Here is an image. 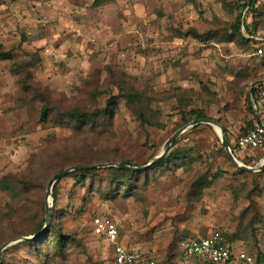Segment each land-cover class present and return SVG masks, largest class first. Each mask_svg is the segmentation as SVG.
Returning a JSON list of instances; mask_svg holds the SVG:
<instances>
[{
    "label": "rangeland",
    "instance_id": "374dc122",
    "mask_svg": "<svg viewBox=\"0 0 264 264\" xmlns=\"http://www.w3.org/2000/svg\"><path fill=\"white\" fill-rule=\"evenodd\" d=\"M0 1V43L13 51L15 63L31 62L34 56L37 64L29 71L32 79L53 93L55 104L103 107L107 94L88 96L95 82L106 83L109 71L112 79L106 86L113 94L122 88L143 95L151 124L142 125L119 99L111 125L104 127L108 142L101 144L103 156H118L134 167L150 163L175 132L195 120L190 111H201L207 119L237 130L233 144L252 126L248 91L264 81V63L251 57L244 33H240L242 38L229 36L237 0ZM253 11L247 23L255 33L264 34V0H257ZM9 68L8 61H0V207L19 197L30 198L39 207L43 204L45 221V192L51 178L43 189L27 195L16 190L10 176L27 169L30 158L40 155L48 141L71 134L36 121V109L30 108L32 94L23 92ZM25 102L27 109L21 107ZM217 132L207 125L185 131L169 149L178 151L176 163L181 167L170 165L168 170L150 173L134 198L105 200L99 196L104 185L98 182L91 195L77 189L70 213L67 192L75 183L59 180L54 185L57 196L52 195L49 224L55 211L63 212L62 219L54 220L55 233L40 251L25 242L8 247L0 255L2 263L109 264L112 247L92 235L90 219L94 217L115 222L120 237L134 228L138 244L147 243L160 264H185L180 260L181 244L210 231L224 237L228 226L232 234L263 232L264 170L239 174L219 152ZM244 152L236 150L234 156L252 167L249 164L260 151ZM63 155L44 156L33 164V172ZM101 164L119 163L95 165ZM98 169L100 177L107 175L108 168ZM200 180L209 185L196 188ZM219 195L228 197L232 206L226 207L225 219H210L209 203H217ZM13 218L10 222L0 215V247L45 232L10 238V229L21 228L18 223L23 220L20 215ZM216 221L223 224L220 230ZM59 235L66 236L61 252L52 244Z\"/></svg>",
    "mask_w": 264,
    "mask_h": 264
},
{
    "label": "trees",
    "instance_id": "16d2710c",
    "mask_svg": "<svg viewBox=\"0 0 264 264\" xmlns=\"http://www.w3.org/2000/svg\"><path fill=\"white\" fill-rule=\"evenodd\" d=\"M256 1L257 0H237V3H235L233 7V9L237 12V16L234 23L230 26V37L238 35L242 38L240 35L242 27L244 28V33H247L249 36L250 29L252 31L251 33H255L254 31L256 30H254V26L251 28V24L247 23V15L254 12L253 10L256 5ZM2 4L3 3L0 1V6ZM245 10H247L246 13H244ZM245 39L246 41L248 40L249 43L253 42L247 36H245ZM253 43L256 44L257 42ZM33 57V55L30 56L33 60L31 62L22 61L15 63L13 51H6L0 43V61H8L10 63L9 75L16 78L17 83L20 85L23 92L32 94L30 108L34 110L36 109V121L39 124L51 123L55 129L69 130L71 135L66 139L56 140L53 138L48 141L47 146L40 153V155L30 158L27 169L10 176L17 191L18 189H21L24 194H33L34 189H36L35 191H37L38 188L43 189L48 180L54 174L67 167H78L80 168L79 170L72 172L59 181L60 183L64 179H71L75 183L73 189L67 192L68 202L72 205L70 211L71 213L76 202L77 189L83 190L86 195H91L94 193L97 183L101 182V184L104 185V189L100 191L101 194L99 193V196L105 200L111 201L116 198H134L142 187L147 184L150 173L160 169L168 170L170 165H173L176 169L181 167L180 163H176L177 159L180 160L178 151L176 150L170 152V150H168L163 158L143 171L132 172L123 169L108 168L106 169L107 175L105 177H100L98 173L102 172V170L98 168L82 169V167H88L98 163H119L134 167L129 161L118 159V156H103L101 144L108 142V139L104 136V127L107 124L111 125V120L114 116L115 108L119 99H123L125 101L127 108L142 125L151 124L147 117L148 107L144 105L143 95L138 91H126L122 88L118 89V93L116 95L113 94L106 86L111 83L112 79V72L109 71V78L106 83L101 85L98 82H95L96 87L90 89L88 96L93 99L102 94H107L109 97L103 107L97 109L95 107L88 108L87 106L65 107L60 104L57 105L51 98L53 93L33 81L31 73L29 72L31 68L37 64ZM30 58L28 60H30ZM255 90L256 89L253 87L251 89V93L254 94ZM26 104V102L22 103L21 107H25L27 109L28 107ZM249 109L253 112L250 104ZM189 114L195 120L207 119L201 111H190ZM175 143L176 141L172 147ZM231 150L232 153L235 154L236 149L231 147ZM62 152L66 155L61 156L60 159L54 158L53 160L46 162L47 165L45 164V167L40 172H33V164L39 162L44 156L61 155ZM219 152L226 159H228L221 146L219 148ZM263 156L264 150L260 151V154H258L255 160L250 162L249 165L253 166L257 164ZM238 173L244 174L245 172L238 171ZM262 174H264V171ZM198 184H200V186H197L196 188H203L204 186L209 185L208 182H204L203 180H200ZM194 185H197V183H194ZM53 196L55 198L57 196L56 186L53 189ZM82 212L83 210L76 213V215H81ZM62 213L63 212L55 211L52 217V223L48 228H46L45 232L33 241L25 242L24 245L33 247V249L40 251L47 239L55 233L54 230L56 229V224L54 220L62 219V217H60L62 216ZM0 215L2 216V219L5 218L10 222L11 220L13 221V216L20 215L23 217V220H19L18 223V225L21 224V228L18 226L19 230L16 228L10 229V238L33 235L42 231L45 223L43 217V204L39 207V205L37 206L32 199L26 197H19L15 201L5 202L4 205L0 207ZM94 218L90 219L91 230L92 220ZM53 237L57 236L54 235ZM65 237V235H59L58 239L53 240L52 242L55 246L54 248L59 252L63 250L62 243L64 242ZM1 257L0 264H3ZM256 261L259 262L260 259H256Z\"/></svg>",
    "mask_w": 264,
    "mask_h": 264
},
{
    "label": "built area",
    "instance_id": "2783aa9c",
    "mask_svg": "<svg viewBox=\"0 0 264 264\" xmlns=\"http://www.w3.org/2000/svg\"><path fill=\"white\" fill-rule=\"evenodd\" d=\"M253 56L264 61V38L257 39ZM252 95L254 109L261 108L264 112V81L255 87ZM240 151L264 150V116L252 123L245 134L236 141ZM92 235L113 245V258L109 264H137L138 255L118 244V227L115 222L107 218L95 217L92 220ZM203 259L212 264H264V260L257 262L252 256L240 253L234 254L222 241L219 232H212L208 236L187 240L181 244L180 260L183 263L191 259Z\"/></svg>",
    "mask_w": 264,
    "mask_h": 264
},
{
    "label": "crops",
    "instance_id": "0c3cea01",
    "mask_svg": "<svg viewBox=\"0 0 264 264\" xmlns=\"http://www.w3.org/2000/svg\"><path fill=\"white\" fill-rule=\"evenodd\" d=\"M247 20H249V16L247 17ZM241 32L244 33L243 27L240 30V33ZM251 32L252 31L250 29V36L247 35V33H244V35L249 37L251 39V41H253V42H257V39L264 38L263 33H251ZM253 42L250 43L251 57H253L257 61H261L262 63H264V61L262 59H259L255 56H253V50L256 47V44ZM257 84H259V82L255 83L253 87L255 88ZM252 95L253 94L251 93V88H250V91H248V103L251 105L252 110H253V112H252V115H253L252 123H253L255 120L262 118L263 111L261 108H259V110L254 109ZM211 121H214V120H211ZM199 125H204V124H199ZM220 126L223 129L225 137L229 143L230 149H231V147H233L238 151V153H243V151H240L236 147V141L237 140L234 142V144L232 143L236 139V137H237L236 133H238V131L237 130L233 131L231 128H227L228 127L227 124H222ZM194 127H198V125L194 126ZM228 129H230V131H232V132L229 133ZM234 129H237V127H234ZM235 131H236V133H235ZM256 151H262V150H256ZM244 154H245V152H244ZM238 158L241 160V157H238ZM224 203H226V204H224ZM228 204H229V207L232 206L231 202L228 200V197L224 198V196L219 195L217 197V203H214V201H211L209 203L210 212L207 215V217H209L210 219H225V217H226L225 215H227V212L225 210L227 209L226 207H228ZM240 206L243 207L244 203H242ZM215 223H218L217 226H218V229L220 230L223 226L222 222L216 221ZM226 230L227 231L224 232V233H226L225 237L219 231H210L207 235H205L203 237L208 236L212 232H219L221 235L223 243L229 249H231L234 254L243 253V254L252 256L255 259H260V261L264 260V231L263 232L257 231V234H256V231H254V233H250L248 231V232H244L242 235H240V234H236V232L233 234L228 233V231L232 232V229L230 230L229 226L226 227ZM234 234H236V235H234ZM136 236L138 237L139 235L135 234L134 228L129 229L127 231V233L125 234V236H122V237H120L119 230H118L117 242H118V244H120L123 247L135 252L138 255L137 264H160L156 260V253L155 252H154L155 254L153 256V250L151 249V247L147 243H142L139 245L138 239H136ZM203 237H199L196 239H200ZM188 240H191V239H188ZM109 245L112 247V258H113V245L112 244H109ZM185 264H212V263H210L209 261L203 260V259L195 258V259H191L189 262H187Z\"/></svg>",
    "mask_w": 264,
    "mask_h": 264
},
{
    "label": "water",
    "instance_id": "95a60500",
    "mask_svg": "<svg viewBox=\"0 0 264 264\" xmlns=\"http://www.w3.org/2000/svg\"><path fill=\"white\" fill-rule=\"evenodd\" d=\"M199 124H204L207 126H210L211 128H213L219 137V141H220V145L222 147V149L224 150L228 160L230 161L231 164H233L238 170L243 171V172H247V173H260L264 170V158L255 166H246L242 163H240L234 156V154L232 153L229 143L225 137V134L223 132L222 127L215 121H211V120H207V119H203V120H194L192 121L189 125H186L184 127H182L181 129H179L177 132H175L164 144L161 152L159 153V155L157 157H155L150 163L141 166V167H131L128 165H123V164H101V165H95V166H88V167H82V169H94V168H117V169H123V170H128V171H132V172H136V171H143L146 168L150 167L152 164H154L155 162L159 161L161 158H163L166 154V152L170 149V147L172 146V144L179 138L180 135H182L185 131H187L189 128H192L194 126H197ZM80 168L78 167H69L67 169H64L63 171L55 174L54 176L51 177V179L49 180V182L47 183L46 186V192H45V199H46V207H45V225L41 231V233L43 231L46 230V228L49 226L50 222H51V216H52V207H53V197H52V192H53V188L54 185L63 177H65L68 173L79 170ZM40 234L32 236V237H24L21 238L19 240H15V241H11V242H7L5 244H3L0 247V255L1 253L6 250L8 247L15 245L17 243H22V242H27L30 240L35 239L36 237H38Z\"/></svg>",
    "mask_w": 264,
    "mask_h": 264
},
{
    "label": "bare ground",
    "instance_id": "6f19581e",
    "mask_svg": "<svg viewBox=\"0 0 264 264\" xmlns=\"http://www.w3.org/2000/svg\"><path fill=\"white\" fill-rule=\"evenodd\" d=\"M218 131V130H217Z\"/></svg>",
    "mask_w": 264,
    "mask_h": 264
}]
</instances>
